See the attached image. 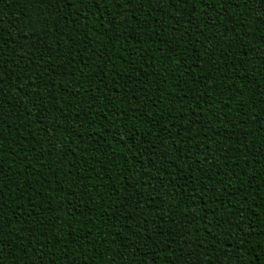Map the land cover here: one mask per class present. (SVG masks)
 Listing matches in <instances>:
<instances>
[{
    "label": "trees",
    "instance_id": "1",
    "mask_svg": "<svg viewBox=\"0 0 264 264\" xmlns=\"http://www.w3.org/2000/svg\"><path fill=\"white\" fill-rule=\"evenodd\" d=\"M0 264H264V17L0 0Z\"/></svg>",
    "mask_w": 264,
    "mask_h": 264
},
{
    "label": "snow or ice",
    "instance_id": "2",
    "mask_svg": "<svg viewBox=\"0 0 264 264\" xmlns=\"http://www.w3.org/2000/svg\"><path fill=\"white\" fill-rule=\"evenodd\" d=\"M246 7H251L258 17H264V0H244Z\"/></svg>",
    "mask_w": 264,
    "mask_h": 264
}]
</instances>
